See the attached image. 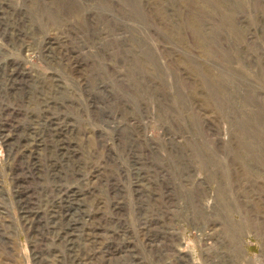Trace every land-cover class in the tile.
Listing matches in <instances>:
<instances>
[{
  "label": "rangeland",
  "instance_id": "1",
  "mask_svg": "<svg viewBox=\"0 0 264 264\" xmlns=\"http://www.w3.org/2000/svg\"><path fill=\"white\" fill-rule=\"evenodd\" d=\"M262 124L264 0H0V264H264Z\"/></svg>",
  "mask_w": 264,
  "mask_h": 264
},
{
  "label": "bare ground",
  "instance_id": "2",
  "mask_svg": "<svg viewBox=\"0 0 264 264\" xmlns=\"http://www.w3.org/2000/svg\"><path fill=\"white\" fill-rule=\"evenodd\" d=\"M256 118H257V117H255V122H258V120H256ZM259 118H260V117H259ZM259 118H258V119H259ZM258 124H259V123H258ZM258 124H257V125H258ZM259 125H260V124H259ZM262 125H263V124H262ZM258 127L260 128V126H256V128H258ZM261 127H262V126H261ZM263 127H264V125H263ZM254 128H255V127H254ZM261 130H262V128H261ZM261 130H260V131H261ZM255 132H256V131H255ZM263 133H264V132H263ZM263 144H264V143H263ZM253 145H254V144H253ZM260 147H261V146H260ZM260 147H259V149L261 150ZM262 147L264 148V146H262ZM254 149H255V148H254Z\"/></svg>",
  "mask_w": 264,
  "mask_h": 264
}]
</instances>
